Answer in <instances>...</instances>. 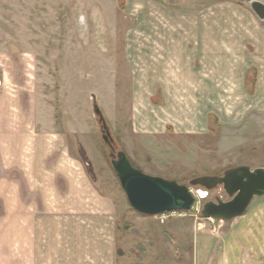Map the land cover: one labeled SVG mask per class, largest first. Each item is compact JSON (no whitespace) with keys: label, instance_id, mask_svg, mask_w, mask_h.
Listing matches in <instances>:
<instances>
[{"label":"rangeland","instance_id":"1","mask_svg":"<svg viewBox=\"0 0 264 264\" xmlns=\"http://www.w3.org/2000/svg\"><path fill=\"white\" fill-rule=\"evenodd\" d=\"M248 2L0 0V92L32 94L34 135L64 142L111 197L117 264H264V196L230 221L201 215L228 199L221 186H191L187 212H136L93 110L95 98L115 151L148 175L264 166V20ZM7 218L0 264H13Z\"/></svg>","mask_w":264,"mask_h":264},{"label":"crops","instance_id":"2","mask_svg":"<svg viewBox=\"0 0 264 264\" xmlns=\"http://www.w3.org/2000/svg\"><path fill=\"white\" fill-rule=\"evenodd\" d=\"M27 100L32 94L0 92V212L8 214L9 260L117 264L118 224L111 197L64 142L34 135Z\"/></svg>","mask_w":264,"mask_h":264},{"label":"water","instance_id":"3","mask_svg":"<svg viewBox=\"0 0 264 264\" xmlns=\"http://www.w3.org/2000/svg\"><path fill=\"white\" fill-rule=\"evenodd\" d=\"M257 17L264 20V4L249 0ZM94 113L102 123V139L110 149V164L126 195L129 205L138 213L157 216L169 212H187L193 209L195 198L191 186L212 190L221 186L228 199L216 196L206 201L201 209L204 218L225 221L242 216L255 197L264 196V166L251 168L238 165L227 168L221 175H203L179 184L174 180L148 175L135 168L124 151H115L102 113L93 98Z\"/></svg>","mask_w":264,"mask_h":264},{"label":"built area","instance_id":"4","mask_svg":"<svg viewBox=\"0 0 264 264\" xmlns=\"http://www.w3.org/2000/svg\"><path fill=\"white\" fill-rule=\"evenodd\" d=\"M174 213H176V212L163 213V214L157 215V216H166V214H174Z\"/></svg>","mask_w":264,"mask_h":264}]
</instances>
